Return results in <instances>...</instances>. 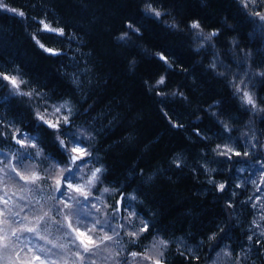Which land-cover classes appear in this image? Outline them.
Segmentation results:
<instances>
[{
	"label": "clouds",
	"instance_id": "1",
	"mask_svg": "<svg viewBox=\"0 0 264 264\" xmlns=\"http://www.w3.org/2000/svg\"><path fill=\"white\" fill-rule=\"evenodd\" d=\"M0 264H264V0H0Z\"/></svg>",
	"mask_w": 264,
	"mask_h": 264
},
{
	"label": "trees",
	"instance_id": "2",
	"mask_svg": "<svg viewBox=\"0 0 264 264\" xmlns=\"http://www.w3.org/2000/svg\"><path fill=\"white\" fill-rule=\"evenodd\" d=\"M183 58V57H182Z\"/></svg>",
	"mask_w": 264,
	"mask_h": 264
}]
</instances>
